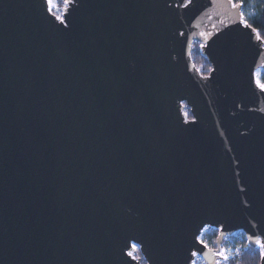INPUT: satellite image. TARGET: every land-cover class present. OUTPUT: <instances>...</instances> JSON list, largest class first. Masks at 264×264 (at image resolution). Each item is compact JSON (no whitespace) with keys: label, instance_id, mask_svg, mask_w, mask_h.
<instances>
[{"label":"water","instance_id":"obj_1","mask_svg":"<svg viewBox=\"0 0 264 264\" xmlns=\"http://www.w3.org/2000/svg\"><path fill=\"white\" fill-rule=\"evenodd\" d=\"M241 14L0 0V264H141L133 245L147 264H218L227 236L264 240V41Z\"/></svg>","mask_w":264,"mask_h":264},{"label":"trees","instance_id":"obj_2","mask_svg":"<svg viewBox=\"0 0 264 264\" xmlns=\"http://www.w3.org/2000/svg\"><path fill=\"white\" fill-rule=\"evenodd\" d=\"M66 1V0H64ZM68 2V0H67ZM235 3H241L243 6L244 17L256 30L259 32V36L264 41V0H234ZM197 43V44H196ZM195 43V49L192 53V59L203 75H208L211 70L207 58L201 53L199 43ZM259 80L264 83V71L259 76ZM189 110V108L187 107ZM188 117H191L190 112ZM219 230L216 228H210L208 232L201 233V241L207 244L211 248L217 247V237ZM227 240V239H226ZM228 244L227 242H225ZM224 243V244H225ZM231 248L239 244H243L238 255H233L230 258L231 264H260L262 258V251L255 246H251L246 236L243 235L241 242H235ZM138 255L140 253L138 252ZM145 264V263H144Z\"/></svg>","mask_w":264,"mask_h":264},{"label":"rangeland","instance_id":"obj_3","mask_svg":"<svg viewBox=\"0 0 264 264\" xmlns=\"http://www.w3.org/2000/svg\"><path fill=\"white\" fill-rule=\"evenodd\" d=\"M49 2V7L51 9V11L57 15V17L59 18H62V15H63V11H64V8L67 6V2L64 1V0H48ZM243 14H244V11H243ZM196 43V42H195ZM194 43V45H195ZM199 43V42H198ZM197 44V43H196ZM201 47V44L199 43V48ZM262 71H264L263 69H259L256 73V77H257V80H259V76L260 74L262 73ZM260 81V80H259ZM261 82V81H260ZM262 83V82H261ZM185 112V115H187L188 117V113H189V110L187 108H185L184 110ZM190 118V117H189ZM210 228H214V227H205L203 229L202 232H208L210 230ZM243 235L245 236L244 232L243 231H237L235 232L234 234L230 235V236H227L222 244V251L224 250V252L226 254H229V253H235L233 252V249L231 248V246H233L235 242H241L242 241V237ZM201 239V238H200ZM227 239V240H226ZM225 242H227L228 244H226ZM225 243V244H224ZM136 246V249L134 252H132V255L135 257V258H141L142 261H141V264H147L144 257L142 256L141 252H140V249H139V246L138 245H135ZM243 244H241V248H242ZM257 248V247H256ZM257 249H260L263 253V250L261 248H257ZM241 249H239V252H240ZM138 252L140 253V255H138ZM239 253H236V255H238ZM230 258L229 257L228 259L224 260L222 262V264H231L230 263ZM193 264H205L203 259L200 257V256H196L195 257V260L193 261Z\"/></svg>","mask_w":264,"mask_h":264},{"label":"snow or ice","instance_id":"obj_4","mask_svg":"<svg viewBox=\"0 0 264 264\" xmlns=\"http://www.w3.org/2000/svg\"><path fill=\"white\" fill-rule=\"evenodd\" d=\"M67 2V0H66ZM235 6V5H234ZM243 16V14H241ZM245 23V26L247 27H251V25H248L246 21H244ZM257 38L259 39L260 36H259V32H257ZM257 84L258 86L261 88V89H264V83H261L259 80H257ZM202 242V241H201ZM255 243L262 249L264 250V240H261L260 237H256L255 238ZM133 247H136L135 245H133ZM196 253H193V255H195ZM220 255H223V252L219 253ZM227 258V257H225Z\"/></svg>","mask_w":264,"mask_h":264},{"label":"built area","instance_id":"obj_5","mask_svg":"<svg viewBox=\"0 0 264 264\" xmlns=\"http://www.w3.org/2000/svg\"><path fill=\"white\" fill-rule=\"evenodd\" d=\"M247 239V238H246ZM255 247H257V248H260L257 244H256V246ZM233 249V252H235V253H229V254H226L225 252H224V250L222 251V249H221V252H223V259H221L220 261H218V264H222V262L224 261V260H226V259H228L229 257H231V256H233V255H236V253H239V249H241V244H239V245H237V246H235L234 248H232ZM220 252V253H221ZM225 257H227V258H225Z\"/></svg>","mask_w":264,"mask_h":264}]
</instances>
